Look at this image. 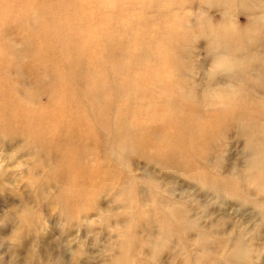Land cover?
Masks as SVG:
<instances>
[{"label": "rangeland", "instance_id": "374dc122", "mask_svg": "<svg viewBox=\"0 0 264 264\" xmlns=\"http://www.w3.org/2000/svg\"><path fill=\"white\" fill-rule=\"evenodd\" d=\"M242 30L230 70L219 58ZM34 110L63 119L50 131ZM250 127L263 134L264 0L12 2L0 11V264H264Z\"/></svg>", "mask_w": 264, "mask_h": 264}, {"label": "bare ground", "instance_id": "6f19581e", "mask_svg": "<svg viewBox=\"0 0 264 264\" xmlns=\"http://www.w3.org/2000/svg\"><path fill=\"white\" fill-rule=\"evenodd\" d=\"M32 0H0V11H6V8L8 5H10L12 2L18 4L19 6H21L22 8H24L25 5H30ZM109 1V0H108ZM111 1H115L116 0H111ZM43 5H40V7H42ZM235 31V30H233ZM208 33V31H206ZM248 30H242V32H240L239 34H237L238 36H240L239 39L234 40V43H232V46L225 42L224 44H226V48L227 50H225L227 55H230V57L225 58L226 56H223L224 54H222L223 52H221V56L219 58V64L221 63V66L223 65V67H227L230 70H233L237 67H239V65L241 64V58L238 56L237 54V49L240 48L244 43L246 44L248 41L246 39H244V37L247 35ZM209 34V33H208ZM216 34V35H215ZM223 34L226 33H222L221 31H215V33L213 34L214 36L217 35L222 36ZM216 42H218V39H215L214 45L218 46L216 44ZM233 44H236V46L233 47ZM224 46V45H223ZM237 54V55H236ZM218 55V54H217ZM219 56V55H218ZM140 68L143 67V65L141 63H137L136 66H138ZM169 66H165L164 68H168ZM159 67L157 69V72H159L157 74V78L158 80H165L166 76L164 75V73H162L163 69ZM106 77L103 75L101 77V79L98 81L99 85H102L103 83H105ZM116 89V92L114 91V98L116 99L118 97V94L121 93V86L119 84H116L114 82L111 83L110 85ZM118 92V94H117ZM209 94L211 95H217V97H219L218 99L221 101H225L229 95H231V93L229 91H222V90H214V89H210L209 90ZM63 95L59 94L57 95L56 99H60L62 98ZM57 103V102H54ZM56 106V104H55ZM168 109V108H167ZM99 112L101 114V116L99 117V120L101 123H105V116H106V110L105 107H101L99 109ZM31 115H33L36 119L38 120H44V118L47 120L48 126L47 128L50 129V131H52V129L56 128L57 125V120H61L63 119V111H56L53 110L50 112V114L45 115L46 112L43 111H39V110H34L30 112ZM172 106L170 107V109H168L167 115H165V117L163 118L165 122L169 123L171 120V116H172ZM48 116V117H47ZM38 123H40L38 121ZM125 125L123 124V122H121L120 124V133H123V129H124ZM263 131V134H258L257 133V129L250 127L247 130V134H248V139H249V143H250V147L255 151V156L253 157V161L251 162V164H249V172H255L257 170L264 172V128H260ZM237 251L239 252V250L241 249V245L238 244L236 247ZM128 258V254H125L124 257L119 261L120 264H125ZM230 264V263H228Z\"/></svg>", "mask_w": 264, "mask_h": 264}]
</instances>
